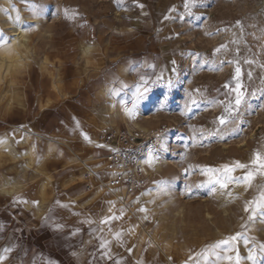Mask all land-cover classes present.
<instances>
[{
	"label": "rangeland",
	"instance_id": "obj_1",
	"mask_svg": "<svg viewBox=\"0 0 264 264\" xmlns=\"http://www.w3.org/2000/svg\"><path fill=\"white\" fill-rule=\"evenodd\" d=\"M184 4L0 0V32L10 38L11 22L21 19L30 41L29 58L9 74L7 61L16 59V50L8 40L0 45V121L13 106L22 107L26 80L34 75L49 83L53 103L72 98L67 85H86L98 104L101 138L124 126L164 127L145 187L130 211L117 210L118 246L153 264H236L237 257L239 264H253L250 254L264 264V217L258 209L249 220L244 210L264 192V168L253 162L257 153L264 157V0H199L191 15ZM238 83L245 99L237 110ZM32 149L34 179L52 181L50 164L67 145L37 139ZM1 158L0 181L8 183L13 166L21 171L24 161L6 151ZM68 164L77 169L68 182L81 184L86 198L117 204L106 188V159L71 158ZM249 172L254 178L245 183ZM225 174L235 180L212 190L210 180Z\"/></svg>",
	"mask_w": 264,
	"mask_h": 264
},
{
	"label": "crops",
	"instance_id": "obj_2",
	"mask_svg": "<svg viewBox=\"0 0 264 264\" xmlns=\"http://www.w3.org/2000/svg\"><path fill=\"white\" fill-rule=\"evenodd\" d=\"M90 64L84 62V67ZM26 82L24 104L13 106L6 120L0 121V153L6 151L24 161L21 171L13 166L14 176L8 183L0 181V255L6 257L3 264H153L135 257L130 247L118 246L117 210L125 209L123 205L118 201L114 206L102 199L92 201L85 197L81 184L68 182L77 172L68 164L71 158L92 157L98 161L107 155L101 143L98 104L85 91L86 85H67V94L72 98L53 103L54 95L43 78L31 75ZM37 139L67 145L50 164L55 169L50 182L34 179L31 151ZM9 142L10 150L4 147ZM81 164L92 171L89 175L95 174L86 162ZM4 168L0 166V173ZM22 172L26 180L21 178ZM6 248L11 251L5 252Z\"/></svg>",
	"mask_w": 264,
	"mask_h": 264
},
{
	"label": "built area",
	"instance_id": "obj_3",
	"mask_svg": "<svg viewBox=\"0 0 264 264\" xmlns=\"http://www.w3.org/2000/svg\"><path fill=\"white\" fill-rule=\"evenodd\" d=\"M163 130L164 127L149 131L124 126L122 130H109L101 138L111 170L108 190H113L115 200L129 211L132 198L146 185L149 157L154 159L160 153Z\"/></svg>",
	"mask_w": 264,
	"mask_h": 264
},
{
	"label": "snow or ice",
	"instance_id": "obj_4",
	"mask_svg": "<svg viewBox=\"0 0 264 264\" xmlns=\"http://www.w3.org/2000/svg\"><path fill=\"white\" fill-rule=\"evenodd\" d=\"M199 3V0H185V8L189 10V15H191V9L196 7L197 4ZM181 19H183V17H181ZM239 23V22H238ZM8 40V37L6 35L3 34V32H0V45H2L3 43H6ZM173 63H175L173 61ZM237 75H239V69H237ZM225 87H227V85H225ZM137 91H139V89H137ZM234 91L236 92V96H235V106H236V109L238 110L239 109V106L241 105V103L244 101L245 97H244V93L243 91H241V85L238 83L236 85V88L234 89ZM133 105H135V101H133ZM232 110L231 109V106H229V109H226V111H230ZM219 122L221 125H224L226 123V120L224 117H220L219 118ZM86 140L88 139V137L85 135L84 137ZM223 139V137H221ZM152 157L150 156L149 157V160H151ZM257 161H259V166L261 168H264V157H261L258 153L255 154V160L253 161L254 163H256ZM236 167L238 168H245L246 166L243 165V164H240L239 162H237L236 164ZM206 171H213L212 169H208ZM227 171H231V169H227ZM254 178L253 176V173L249 172L247 175H245L243 177V181L245 183H250L251 180ZM235 178H232V177H229L227 176V174H225V176L223 178L221 177H217L215 178L214 180H210V183L213 185V189L212 190H215V185H219L220 188H226L228 186V183L229 182H232L234 181ZM236 182H239V181H236ZM203 186V185H201ZM260 210L259 211V215L261 217H264V192L261 193L260 195V199L258 201L255 202V207H249L248 205L245 206V211L246 212H250L251 214L249 215V220H253L254 218L257 217L258 215V211L257 210ZM141 211H143V209H141ZM232 239H236V237H232ZM103 246V245H102ZM262 248H264V246H262ZM5 252H9L11 251V249H4ZM6 259L5 256L3 255H0V264H3V261ZM228 259H232L231 257H228ZM249 260L253 261V264H255V259L254 257L250 254L249 257H248ZM236 264H239V257L236 258Z\"/></svg>",
	"mask_w": 264,
	"mask_h": 264
},
{
	"label": "bare ground",
	"instance_id": "obj_5",
	"mask_svg": "<svg viewBox=\"0 0 264 264\" xmlns=\"http://www.w3.org/2000/svg\"><path fill=\"white\" fill-rule=\"evenodd\" d=\"M6 15H8V13ZM30 23H32V22H30ZM25 28H26V25L21 21V19H19V20L13 19V21L11 22V27H10L11 35H10V38H8V42H9L10 46L16 50V56H15V53L13 55V56H15L16 59L13 58L14 60H10L7 58L8 60H10V62L7 61L8 66H6L7 67L6 71L8 74L11 71H13V69H16L18 64H20V61H23V59L29 58L28 52L30 51V43H29L30 41L28 39V35L26 34L27 32H26ZM90 49H91V46L89 44L84 46V48H83L84 54H88V51ZM10 50L12 51L11 48H10ZM2 63H4V62L0 63V70L2 69V67L4 65ZM23 63H24V61H23ZM4 147L9 149V150L12 149L10 142L6 143L4 145Z\"/></svg>",
	"mask_w": 264,
	"mask_h": 264
}]
</instances>
